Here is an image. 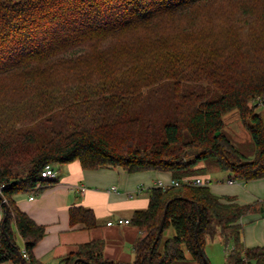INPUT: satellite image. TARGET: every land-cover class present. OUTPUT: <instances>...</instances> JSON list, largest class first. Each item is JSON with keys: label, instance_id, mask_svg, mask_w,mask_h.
<instances>
[{"label": "trees", "instance_id": "obj_1", "mask_svg": "<svg viewBox=\"0 0 264 264\" xmlns=\"http://www.w3.org/2000/svg\"><path fill=\"white\" fill-rule=\"evenodd\" d=\"M259 1L0 0V264H42L33 249L45 227L13 196L49 185L51 179L41 177L47 164L165 171L181 180L200 161L213 159L234 179L264 178V118L256 111L264 106V47L247 37L224 41L223 24L209 22V31L199 34L202 17L230 5L241 16L234 25L255 28L251 17ZM171 21L179 26L176 33H191V39L152 37ZM127 35L137 38L148 58L139 63V74L131 72L135 65L108 69L106 60L93 67L114 40H123L125 49L135 45ZM12 84L17 92L5 89ZM231 110L252 138L251 158L222 131ZM261 208L264 199L239 204L209 185L156 186L147 207L129 219L141 231L131 262L105 258L103 239L78 244L63 262L177 264L186 250L196 264H213L200 250L219 237L226 248L222 264H264V247H246L239 223ZM70 222L96 225L83 206L70 208ZM169 229L173 233L166 235Z\"/></svg>", "mask_w": 264, "mask_h": 264}, {"label": "crops", "instance_id": "obj_2", "mask_svg": "<svg viewBox=\"0 0 264 264\" xmlns=\"http://www.w3.org/2000/svg\"><path fill=\"white\" fill-rule=\"evenodd\" d=\"M243 125V124H242ZM205 168L203 163L196 166ZM218 169H210L216 172ZM210 172H200L191 178L210 179L212 192L234 197L239 204H247L264 199V178L243 182L228 173L221 178H212ZM51 183L41 191L17 193L13 196L19 209L37 224L45 227L44 236L33 249L36 259L42 264H64L63 258L76 250L77 245L96 239H103L105 258L131 262L134 258L132 244L140 235V229L131 223H120L118 218L131 219L135 210L147 207L150 189L162 184H170L175 179L170 172L139 171L129 173L120 167H99L85 169L78 161L59 165ZM228 180H231L229 182ZM112 186L116 190H112ZM83 206L92 210L96 225L86 228L82 223L70 222V208ZM2 213L0 211V220ZM112 221L111 224H107ZM242 241L246 247H264V209L242 216ZM18 245H22L19 238ZM207 245V244H206ZM225 250L224 258L225 261ZM207 258L210 260L208 255ZM9 264V263H1ZM177 264H196L185 254V259Z\"/></svg>", "mask_w": 264, "mask_h": 264}, {"label": "rangeland", "instance_id": "obj_3", "mask_svg": "<svg viewBox=\"0 0 264 264\" xmlns=\"http://www.w3.org/2000/svg\"><path fill=\"white\" fill-rule=\"evenodd\" d=\"M259 8H256V14L251 17V20L255 22V25L253 27L255 28H250L247 25H237L233 24L232 21H234L237 18H241L237 14L236 7L234 5L226 6L224 9H229V10H224L222 13H219V15L215 16H210V15H205L200 19L199 25L201 28V33L205 31H209L208 29L209 24L211 23V26H217L218 24H223L224 25V31L219 32V38H223L224 41H227L228 43L231 42L235 37H247V40L252 43V46H257L259 49H263L264 47V2L259 1ZM258 13V14H257ZM258 20V21H257ZM210 22V23H209ZM167 24H162V26L157 29L159 32L154 31L155 33H150L153 34V38L155 36H158L161 40H166V41H177L181 36H188L189 40L191 39L190 36L193 34L191 33H184V32H178L176 33V28L179 27L178 24H174L173 21L171 22H166ZM209 23V24H208ZM211 27V29H212ZM241 27H244L240 29ZM261 27V28H260ZM190 32V31H187ZM128 36L127 42H134L135 45H130L129 48L128 46H122L123 40L117 39L112 42L111 46L109 48H103L102 50L104 52L109 53V55H105L100 58H94L93 59V67L99 69L101 65L103 64L102 62L106 60L107 62H104L105 65L108 66L109 68H122L126 66H133L135 65V69L132 70L131 72L134 74H139L140 69H138L139 63L141 64L144 63L145 60H148L147 56L144 55L142 48L139 46L138 43H136V37L131 38ZM124 37V36H123ZM186 38V37H185ZM204 39V38H202ZM187 40V38H186ZM110 45V44H109ZM98 51V50H97ZM260 51V50H259ZM96 73V72H95ZM97 74V73H96ZM10 85H6L5 89L8 91L13 90L12 92H15V85L12 84L11 89L9 88ZM17 92V91H16ZM15 106V105H14ZM11 108V107H10ZM21 109V107H18ZM20 109L16 110L17 112H20ZM13 112V110L11 109ZM256 111L264 118V106L259 105L256 108ZM223 121H224V127L222 128V131L224 134H226L229 139L234 143V145L242 152L244 153L248 158H251L254 154V143L252 141V138L248 132V130L242 125V122L239 118L238 113L236 110H231L228 113L224 114L223 116ZM200 163H203L205 168L204 170H200L196 167V170L192 173V175L199 174L200 172H210V169L216 167L213 159H208L204 161H200ZM59 165H55L56 170L58 169ZM210 176L212 178L219 177L221 178V173H224L223 171L217 170L216 172L211 171ZM226 173V172H225ZM210 185V184H209ZM173 233V229H169L166 231V235H171ZM165 235V236H166ZM227 249H229L230 245L228 244ZM224 243H222L221 240H219V237H214V239L210 242L207 243V245L204 248L205 255L207 254L208 257L210 258V262L213 264H222L223 263V258H224V250H225ZM185 254L188 255L189 253L185 250ZM132 261V260H131ZM10 264V263H9Z\"/></svg>", "mask_w": 264, "mask_h": 264}, {"label": "built area", "instance_id": "obj_4", "mask_svg": "<svg viewBox=\"0 0 264 264\" xmlns=\"http://www.w3.org/2000/svg\"><path fill=\"white\" fill-rule=\"evenodd\" d=\"M57 173V170L55 168L54 165L51 164H47L43 167V169L41 170V177L43 179H50L53 178L55 176V174ZM229 182H231V180H228ZM210 184V179L208 178H200V177H184L181 180H171L170 184H162L160 183L159 186L160 187H168V186H180V185H209ZM39 185V184H38ZM37 185V186H38ZM112 190L115 191L116 187L112 186ZM34 198V192L33 194L30 196V199ZM116 222L118 224L120 223H128L129 219H123V218H118L116 220ZM112 221H108L107 224H111ZM22 256L27 258V253L25 251H23Z\"/></svg>", "mask_w": 264, "mask_h": 264}, {"label": "water", "instance_id": "obj_5", "mask_svg": "<svg viewBox=\"0 0 264 264\" xmlns=\"http://www.w3.org/2000/svg\"><path fill=\"white\" fill-rule=\"evenodd\" d=\"M164 219H165V215L162 217V219H161V221H160V224H159V228H158V232H157V235H156L155 242H156V240H157V239L159 238V236H160V233H161V230H162V225H163ZM155 242L153 243V246L155 245ZM153 246H152V248H153ZM152 248H151V250H150V253H151V251H152ZM200 253H201V255L203 256L204 260H205L206 262H208V259L206 258V256H205V254H204V252H203L202 249L200 250Z\"/></svg>", "mask_w": 264, "mask_h": 264}]
</instances>
